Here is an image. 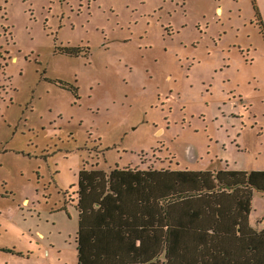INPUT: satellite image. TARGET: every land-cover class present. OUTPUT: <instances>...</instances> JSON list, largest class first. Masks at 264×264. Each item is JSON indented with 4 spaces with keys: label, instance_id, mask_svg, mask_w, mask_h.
<instances>
[{
    "label": "rangeland",
    "instance_id": "1",
    "mask_svg": "<svg viewBox=\"0 0 264 264\" xmlns=\"http://www.w3.org/2000/svg\"><path fill=\"white\" fill-rule=\"evenodd\" d=\"M204 169L264 170V0H0V264H159L156 198ZM197 201L171 263L223 264Z\"/></svg>",
    "mask_w": 264,
    "mask_h": 264
},
{
    "label": "trees",
    "instance_id": "2",
    "mask_svg": "<svg viewBox=\"0 0 264 264\" xmlns=\"http://www.w3.org/2000/svg\"><path fill=\"white\" fill-rule=\"evenodd\" d=\"M71 52L77 55L76 52ZM116 171H120V169ZM120 172L122 178L124 174H136L137 178H141L140 182L144 185L150 184L153 180L148 177V172L154 175L159 174L158 172L169 173L162 169L159 171L152 168L146 172L141 171V173L135 170L134 174L129 170ZM175 175L169 194L156 198L157 204H159L158 217L162 216L165 225L163 230L158 231L160 234L155 232L156 238L161 236L162 246L150 261L155 259L159 264H172L173 255L170 254L169 249L172 228L170 206L178 203L185 204L187 201L202 200L197 201L201 203L200 209L197 211L191 209V211H194L195 214L193 213V215L203 216L204 213L210 215V223L207 225L200 223L196 226L186 223L184 228L186 230L191 229V231H211L212 236L219 233L221 235L219 240H222L226 248L223 253V264H264V227L257 229L249 221L255 191L264 193V170L204 169L187 172L180 170L175 172ZM134 185L136 187L137 182ZM226 200L230 201V209L227 212L224 204H222L226 203ZM144 202L146 201L144 200ZM144 202L142 201V203ZM189 203L187 202V204ZM81 205L84 207L83 203ZM114 232L117 234V231ZM188 234L191 239L197 233L189 232Z\"/></svg>",
    "mask_w": 264,
    "mask_h": 264
},
{
    "label": "crops",
    "instance_id": "3",
    "mask_svg": "<svg viewBox=\"0 0 264 264\" xmlns=\"http://www.w3.org/2000/svg\"><path fill=\"white\" fill-rule=\"evenodd\" d=\"M198 161H199V156L196 153H194V156L193 157H190L189 156V163H197ZM161 166H163V165H161ZM165 166H167V165H165ZM211 170H218V169H211ZM255 192H257V191H255ZM260 223H261V221H258L257 222V226L255 228H257V229L263 228L264 225L263 226H260Z\"/></svg>",
    "mask_w": 264,
    "mask_h": 264
}]
</instances>
